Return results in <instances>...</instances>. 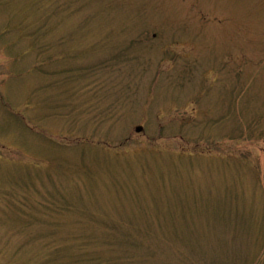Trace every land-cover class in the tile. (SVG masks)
Returning <instances> with one entry per match:
<instances>
[{
	"label": "rangeland",
	"instance_id": "1",
	"mask_svg": "<svg viewBox=\"0 0 264 264\" xmlns=\"http://www.w3.org/2000/svg\"><path fill=\"white\" fill-rule=\"evenodd\" d=\"M0 264H264V0H0Z\"/></svg>",
	"mask_w": 264,
	"mask_h": 264
},
{
	"label": "water",
	"instance_id": "2",
	"mask_svg": "<svg viewBox=\"0 0 264 264\" xmlns=\"http://www.w3.org/2000/svg\"><path fill=\"white\" fill-rule=\"evenodd\" d=\"M137 131H138V132L141 131V127H138V128H137Z\"/></svg>",
	"mask_w": 264,
	"mask_h": 264
}]
</instances>
